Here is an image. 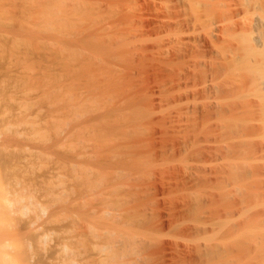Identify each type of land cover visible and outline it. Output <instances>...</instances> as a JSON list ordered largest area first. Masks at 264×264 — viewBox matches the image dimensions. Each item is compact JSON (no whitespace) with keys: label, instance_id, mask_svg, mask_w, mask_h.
I'll list each match as a JSON object with an SVG mask.
<instances>
[{"label":"rangeland","instance_id":"rangeland-1","mask_svg":"<svg viewBox=\"0 0 264 264\" xmlns=\"http://www.w3.org/2000/svg\"><path fill=\"white\" fill-rule=\"evenodd\" d=\"M255 2L0 0V264H264Z\"/></svg>","mask_w":264,"mask_h":264},{"label":"bare ground","instance_id":"bare-ground-1","mask_svg":"<svg viewBox=\"0 0 264 264\" xmlns=\"http://www.w3.org/2000/svg\"><path fill=\"white\" fill-rule=\"evenodd\" d=\"M34 1V0H33ZM249 2V1H248ZM251 2V1H250ZM252 3V2H251ZM1 6H0V13L1 14H3L2 16H4V15H6L7 13H8V11H7V9L5 10L4 9V7L3 8H1L2 7V4H0ZM254 7L252 8V10L250 11L249 9H248V11L250 12V15H249V13H248V15H249V24H248V21H247V24L250 26H248L249 27V29L247 30V34H248V36H246V37H248V39L247 40H245L246 42L243 44L244 46H242V48H244L245 49V53L246 54H249L250 55V57L249 58H251V56H253L252 54H253V51H256V50H259V49H261L260 51H261V57H260V59H261V61H256V62H258L259 63V66H261V67H259V68H261L260 70L262 71V77H260L258 80H259V82H258V80H257V82H256V84L259 86L258 87V93H260L261 95H259V97H260V102L263 100L264 101V99H262L263 98V96H264V0H256V2L254 3V5H253ZM250 7H252V6H250ZM247 11V12H248ZM7 12V13H6ZM0 18H1V15H0ZM7 17H5L4 16V18L3 19H6ZM3 19H2V21H3ZM247 19V18H246ZM0 23H2V26H3V22H0ZM6 25H7V23H6ZM5 25V26H6ZM5 26H3V27H5ZM243 36V35H242ZM244 36H245V34H244ZM245 39V38H244ZM243 41V40H242ZM242 41H241V43H242ZM257 52H259V51H257ZM257 55V54H256ZM259 56V55H258ZM247 57V56H246ZM245 57V58H246ZM253 57H255V56H253ZM252 57V60L254 59ZM248 58V59H249ZM249 60H251V59H249ZM248 61V60H247ZM246 61V62H247ZM254 61V60H253ZM251 62V61H250ZM249 62V63H250ZM248 63V62H247ZM257 63V64H258ZM261 64V65H260ZM246 67V66H245ZM253 67V66H252ZM252 67H250V68H252ZM248 68V67H247ZM255 68V67H254ZM251 70V69H250ZM249 70V71H250ZM253 70V69H252ZM256 72H257V67H256ZM261 71H259V72H261ZM254 73V72H253ZM259 74V73H258ZM257 74V75H258ZM257 87V86H256ZM259 88H260V90L263 92V94L260 92V90H259ZM263 95V96H262ZM262 99V100H261ZM262 104V109L264 108V106H263V102L261 103ZM264 110V109H263ZM264 112H262V114H263ZM259 114H260V116H259ZM261 114V112L260 113H258V117H259V119H258V121H261V124L260 123H258L257 125H255V129H252V132L250 133V135H251V140H253V141H255L254 139H255V135H257L259 138L256 140L257 141V147H255L254 146V143H253V141H252V143H251V145L249 146V148H250V150H249V155H248V158L247 159H249V161H248V163H249V165H248V167H249V174H250V176H249V178L251 179L250 180V184H249V189H250V200H249V207L247 206V210H249V216L248 217H250V215H251V226H253V220H254V210L255 209H257V216H258V218H259V222H261L260 221V218H262L263 216H264V119H263V117H264V115H262ZM263 117H262V116ZM260 118H262V120L260 119ZM252 127H254V126H252ZM257 127V128H256ZM251 130V129H250ZM250 132V131H249ZM253 133H255V135H253ZM250 135H248V137H250ZM252 136H253V139H252ZM250 143V142H249ZM249 145V144H248ZM255 162H256V164H255ZM254 176H256L257 177V179H254L255 177ZM249 178H248V180H249ZM256 180H257V183H256ZM248 182V181H247ZM255 189L257 190V193H258V199L257 200H255L253 197L255 196L256 198H257V193L254 195V192H255ZM256 214V213H255ZM257 216H255V217H257ZM264 218V217H263ZM256 221H257V219H255ZM255 221V222H256ZM258 223V222H257ZM262 223V222H261ZM249 225V224H248ZM256 226H257V224H255ZM255 225H254V227H255ZM250 226V235H249V241H250V243H251V245H252V242L254 241V235L255 234H253V233H255V231H254V227H251ZM259 228H261L260 226H259ZM264 228V227H263ZM254 231V232H253ZM258 232V231H257ZM261 232V231H260ZM260 236H261V234H260ZM260 236H258V237H260ZM264 237V236H263ZM256 238V237H255ZM260 240H261V238H260ZM262 241V240H261ZM258 242H259V240H258ZM249 243V242H248ZM253 244L256 246V244L253 242ZM258 244V243H257ZM259 244H260V242H259ZM258 244V248H259V245ZM257 247V246H256ZM252 248H253V245L251 246V251H252ZM257 248V249H258ZM263 248V247H262ZM249 249H250V246H249ZM257 249H256V252L258 253V251H257ZM260 249V248H259ZM251 251H249V253H251ZM264 251V250H263ZM254 253H255V251H254ZM259 254V253H258ZM249 256L251 257V254H249ZM257 258H259V257H257ZM250 260H251V258H249ZM250 260L248 261V263H250ZM253 260H254V255H253ZM252 260V261H253ZM261 260H262V258H261ZM264 260V259H263ZM251 261V262H252ZM259 262H261L260 260H259ZM264 262V261H263ZM255 263V262H254ZM259 264V263H258ZM261 264V263H260Z\"/></svg>","mask_w":264,"mask_h":264}]
</instances>
